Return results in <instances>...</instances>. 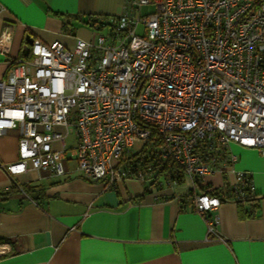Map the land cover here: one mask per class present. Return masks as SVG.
I'll return each mask as SVG.
<instances>
[{
	"label": "built area",
	"instance_id": "obj_1",
	"mask_svg": "<svg viewBox=\"0 0 264 264\" xmlns=\"http://www.w3.org/2000/svg\"><path fill=\"white\" fill-rule=\"evenodd\" d=\"M144 5L155 10L142 14ZM94 29V41L68 48L33 39L28 58H9L0 135L18 129L19 136L8 174L62 176L69 153L75 170L104 188L128 178L149 184L150 168L134 174L123 162L156 155L178 163L194 186L230 169L229 198L253 197L251 175L233 168L230 144L264 151V0H125L120 15L99 18ZM11 41L6 27L1 53ZM70 134L75 144L67 146ZM223 199L193 196L210 235L217 236Z\"/></svg>",
	"mask_w": 264,
	"mask_h": 264
},
{
	"label": "crops",
	"instance_id": "obj_2",
	"mask_svg": "<svg viewBox=\"0 0 264 264\" xmlns=\"http://www.w3.org/2000/svg\"><path fill=\"white\" fill-rule=\"evenodd\" d=\"M124 3L0 0V34L6 27L12 33L9 54L0 52V80L9 58L21 56L26 34L72 48L79 38L95 40V29L84 20L118 16ZM18 136V129L0 135V193L17 188L0 195V264H264V151L230 144L238 156L233 168L250 173L258 198L237 202L225 196L215 211V236L194 210L193 196L205 188L228 193L234 182L230 169L183 188L185 176L159 188L136 178L104 188L76 171L68 153L62 176L36 171L11 176L5 166L18 159ZM23 184L30 186L28 195Z\"/></svg>",
	"mask_w": 264,
	"mask_h": 264
},
{
	"label": "trees",
	"instance_id": "obj_3",
	"mask_svg": "<svg viewBox=\"0 0 264 264\" xmlns=\"http://www.w3.org/2000/svg\"><path fill=\"white\" fill-rule=\"evenodd\" d=\"M105 17L106 16L89 17L88 19L84 20L83 23H85L91 28H94V24L99 20V18H105ZM65 28L67 29L66 24H65ZM18 57L25 59V58H28L29 55L26 50H23V52L21 53V56H18ZM151 139H155V142H154L155 146L160 144L162 139L157 133L156 129L155 131L152 132ZM143 152H146V148H144ZM128 160L129 161H126L123 163L125 164L126 169L132 170V173L136 174L140 170L149 172L148 168H150V171L154 173L153 180L149 184H147V186H153L155 188L156 187L159 188L163 185L164 182L169 184L170 180H174L175 184L181 183L184 180L185 175L183 173V170L179 166V164L176 163L175 161L162 160L156 155H154L153 157L145 156L143 158H139L138 155H130V157H128ZM16 189H17L16 186L12 185L11 189L8 192L0 193V195H7V194L17 192ZM21 191H23L24 193L28 195L30 192L29 184H23L21 186ZM204 191L208 193H212L217 196H221V197L222 196L230 197L232 194L231 189L226 194H221V193H218L217 191L209 190L207 188H205ZM257 198H258V194L255 192L254 196L251 198H248L246 200H235V201L244 202V201H250L253 199H257Z\"/></svg>",
	"mask_w": 264,
	"mask_h": 264
},
{
	"label": "rangeland",
	"instance_id": "obj_4",
	"mask_svg": "<svg viewBox=\"0 0 264 264\" xmlns=\"http://www.w3.org/2000/svg\"><path fill=\"white\" fill-rule=\"evenodd\" d=\"M155 10V6H151V5H144L142 8H141V10H140V12L142 13V14H148L149 12H153ZM106 32V30H101V33H105ZM73 144V134H70V135H68L67 136V138H66V145L67 146H71ZM189 179L187 178V177H185V182H183V183H181V185H183L182 187H180V188H183V187H187V185H189L190 183H189Z\"/></svg>",
	"mask_w": 264,
	"mask_h": 264
},
{
	"label": "water",
	"instance_id": "obj_5",
	"mask_svg": "<svg viewBox=\"0 0 264 264\" xmlns=\"http://www.w3.org/2000/svg\"><path fill=\"white\" fill-rule=\"evenodd\" d=\"M33 38L29 35L26 34L25 35V45H24V50L28 51L29 49V45L32 44Z\"/></svg>",
	"mask_w": 264,
	"mask_h": 264
}]
</instances>
